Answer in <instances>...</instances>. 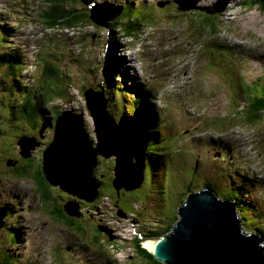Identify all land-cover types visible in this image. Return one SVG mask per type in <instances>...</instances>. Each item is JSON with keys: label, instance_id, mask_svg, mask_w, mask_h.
<instances>
[{"label": "rangeland", "instance_id": "374dc122", "mask_svg": "<svg viewBox=\"0 0 264 264\" xmlns=\"http://www.w3.org/2000/svg\"><path fill=\"white\" fill-rule=\"evenodd\" d=\"M196 1L201 2H198V6L192 10H190L188 4L183 1H177L179 4H176L175 8L178 11H182L181 14H176L174 12H170L169 14L152 12L151 16H145L144 13L149 12V10L146 9L145 3H141L137 7L134 6L129 8L130 6L126 5L128 0H112L111 2L116 5L123 7L126 5L124 12L128 14L121 15L122 18L118 19L109 33L108 29L111 25L108 27L99 26L98 29L87 23H81L76 27L68 26L65 30L54 32L51 26L37 19L36 24L40 27V32L38 33L37 29L30 30L29 26L32 19L29 14L25 13L24 9L21 10L20 8L11 9V14H15L6 17L10 22H6L3 18H0L3 19L2 24L0 23V33L6 35L5 31L7 30V34H12L11 31H8L9 27L7 23H13L15 26L22 29L25 36H15L13 34L16 40L15 46L25 49L26 51L24 52L27 57L35 59L34 61L36 64L40 62L38 59L42 56L47 60H55L52 54L56 55V53L59 52L61 82H68L71 86V91L67 92L68 98L65 99L53 100L50 97H44L38 101L42 107L46 105L51 108H58L63 111V114L76 111L73 112V114H81L84 117L86 128L84 124L83 127L87 129L86 131L88 134L86 133V136H83L84 133H80L81 135L77 140L80 141L81 146H86L85 151L88 148V155L86 156H88L90 160L89 167L93 169L95 174L100 175L101 181V187L99 189L100 194L93 201L84 200L70 191L68 192L63 189L61 185H53L51 183H48L47 186V191H49L50 195L47 203L41 198L40 186L30 197V193L34 191V184L37 181L33 178L28 179L20 177L22 174L15 173L14 169L15 166H17V168L29 171L31 169L34 170V165H36L37 169L35 171L42 174L40 177L43 179L39 182H48L44 167L46 159H48L47 150L51 149L54 151L53 153L57 154V147H52L55 142L54 139H56V116L52 122L48 117L54 114L47 111L38 117L29 115V118H27L25 115L23 118L12 122L10 125H3L4 119H8L10 112H6L4 115L0 110V190H2L3 194V196L0 197V206H2L0 207V232H5L6 234V239L5 237L0 238V258H2L5 253H13L16 258V264H29L27 263L29 259H37L38 262L41 261V264H54L56 261L55 258H58L59 261L61 259L65 264H108V262H112L113 264H150L145 258L142 259L136 254L138 252L135 250L136 240L134 242V239L141 233L137 244H141L144 249L150 251L149 249L151 248L144 244V238L155 235V232L159 230L164 231L167 225L173 221L175 215H177L176 217L178 220L180 218L179 206L181 203L183 204L188 197L183 196L188 190H185V182H181V185L177 188H174L173 184L170 182L168 190L165 191V181L168 177L165 175L164 167L169 168L170 164H165V161H162V164H158V160H155L154 162L159 166L156 171L153 170L154 168L151 166L150 173L153 179L152 183L147 169L146 179L145 182H143L144 184H142L143 186L127 189L123 186H115L113 183V171L111 170L114 168V173L118 171V166H116L117 160L115 161L116 167H114V159H116V156L106 158L104 154L100 152L93 153L91 151V146L97 147L100 143V137L97 136L95 131V123L86 105V97L84 96L83 89L86 86H91L90 88L100 90V87L99 89L97 87L102 81L103 75L102 66L104 64V51H102V45L107 42L116 44L118 48L123 47L122 50L124 46H126L127 51L121 54V58L124 60L126 59V61L122 60L123 69L127 71L130 70L129 75L133 73L134 76L139 75L145 64H151L153 70L156 68L174 70L172 65L173 61H170V58L174 56L182 57L180 62L181 65H184L183 70L187 67L186 65L188 62L189 64L191 62L195 63L196 61L193 54L186 49L185 44L190 43V41H192L191 38L198 37L202 41L201 45L205 47L207 53H209L207 44L210 48L214 47L218 49V44H227L237 37H240L239 39L241 42L246 43V45L241 44V47L234 51L236 55L239 53L237 57L240 59L245 58L244 62L238 64L243 66V72L235 75L237 81L235 83L238 87L237 97L242 101V103L235 106V109L237 107V115L234 113L235 109H232L234 106L230 104L232 103L231 99L229 100L228 97L222 99L223 95H227V92L220 91L215 96L216 100L214 105L213 97L203 95L197 99L195 98L186 110L197 117L199 122L196 123L191 121L189 124L184 125H181L180 118H176L177 109H179V104H175V102L177 103V99H162L163 103L167 101L166 107L172 113L173 110H175L176 114H174L175 117L170 118L169 112L164 114L161 113L159 117L164 123L159 122V124L161 129L164 128L169 136L174 137L175 150L173 152H181L180 155L182 157L180 163L183 166L182 161H184L186 168L190 165V157L188 158L186 156L185 158L183 153L186 152L187 148H191V145H201V142H204L200 137H196V140L192 139L196 134H192L190 131L196 126L201 127L202 125H207L204 127L205 130L200 131L202 134L221 130L217 136H211L210 140L213 139L219 142L214 145L212 144V146H215L216 153L220 152L222 155L224 147H228V150L225 151H228L227 153L230 156L236 157L238 162L232 161L233 163L227 165L226 168L223 166L220 167L224 171L220 175L223 179H221L216 172H211L213 174L211 175L212 177L206 174L205 184L211 185L220 193L225 189L223 194L224 192L230 191L228 194L234 195L237 193L234 187L239 182L241 183L243 179V183L240 185L245 187V193L239 191L237 194L245 197L247 203L244 205L249 208V213L246 214L243 208H239L240 211L238 212L244 214L246 217L255 218V221H245L246 224H243V219H241L244 231L246 233H251L249 229H254L252 231L255 233L256 230L258 231V226L264 229V202L262 201L263 205L256 203L258 199L264 198V182H262V179H264V160L261 158V155H264V111H262V109H264V102L258 105L256 102L254 103L255 107L260 108L259 111L261 112L259 116L250 118V115L248 113H243L244 110H242L245 109V106H247V110L250 103L257 100V95L264 97V6L256 5L249 9L245 6L238 5L239 3H235L234 0H223L224 2L220 4L221 9H225L223 7L225 2L229 3L228 7L224 10L225 14L207 16L205 12L201 10L202 8L200 6L204 4L206 6L215 4L217 7L213 9L216 10L220 8V0L219 2L217 0H193L189 2V4L194 5ZM42 4L43 3L40 5ZM149 4H151V2H149ZM40 5L39 8L42 9ZM113 10L116 12L115 8H113ZM194 11L196 14L193 13ZM221 11L223 12V10ZM169 16L172 18L167 19ZM40 17L43 19V14H41ZM127 24H131L132 27L126 28ZM174 24L175 30L180 29L182 32L172 35L173 30H170ZM215 24L217 26L212 27ZM202 26L213 30L215 29V32H208L203 36L202 33L197 32L206 31L201 29ZM41 32L43 33L42 35ZM128 37H132V40L136 39L139 42L135 44L136 46L133 45L134 49L131 48V43L129 42L131 38L129 40L126 39ZM38 38L41 46L35 49ZM211 42L213 45H210ZM247 43H251L252 47ZM51 47L54 49L53 51L50 50ZM60 47H63V49L60 50ZM0 49L2 48L0 47ZM68 50L70 54H73L75 60L67 57ZM42 52H45V54L42 55ZM137 52L145 57V61L137 59L138 57H142L141 54L137 55ZM35 56L37 57L35 58ZM188 56H192L193 60L189 61L191 58ZM132 58L134 59L133 67L130 65L132 63L130 62ZM156 58H159L161 62L156 61ZM160 63H165L166 66L158 67L157 64ZM0 67L4 71L7 66ZM121 67L118 69H121ZM187 68H190V66ZM132 69L133 71H131ZM47 70L48 69H46L45 72H47ZM232 76V73H228L225 77L230 78ZM114 77L113 75V78ZM191 77L192 75L187 81H190ZM217 77L218 80H223V78L219 79L220 76ZM133 78L134 77L129 81V86L134 84ZM17 79L22 81L21 78L17 77ZM122 79L123 78H120V81ZM118 82L119 80H116V83H114L113 86L109 85L110 88L107 87L106 90H108V108L111 115L114 117L117 124H121L120 117L122 115V110L129 115H133V107H128L129 104L127 103L125 95L120 96L118 94ZM152 82L153 79L151 76L150 83ZM153 83L157 85L156 82ZM122 84L127 86L125 83ZM146 87L148 86L146 85L145 88ZM232 87H234V83H232ZM155 89L156 87L152 88L151 92ZM157 89L159 90V88ZM99 94L98 92V95ZM153 94L155 95V93ZM230 97H235V94H230ZM47 102L49 103L47 104ZM111 105L113 107H111ZM228 105H231V108H229ZM166 114L168 116L167 120H165ZM135 117L136 116H133V119L136 121L138 118L136 119ZM216 118H219L218 120L221 121L219 124L216 123ZM39 119H44V128L41 130L43 136L40 137L35 133L37 130L35 131V129L32 128ZM212 123L218 126H211ZM134 124H136V122H134ZM220 124H222V126H219ZM51 125H53L52 128ZM232 125H236L235 130L229 127ZM4 126L6 127L5 129ZM23 126L24 128L22 130L21 127ZM139 128L140 131L142 130L143 136L144 130L140 123ZM12 130L17 131L21 135L32 133V135H29L27 138L35 139L33 142L37 144L30 150L31 155L29 157L23 156L21 146L10 136ZM159 139H162L161 135H159ZM160 140L158 141L157 139V142H155L157 143L156 147L160 144ZM191 140L192 143L190 142ZM258 142H260L259 145L263 153L259 151L250 153L249 148L251 146H256ZM145 143L146 146H148V142L146 141ZM76 145L80 144L77 143ZM50 146L51 148H49ZM201 147L202 145L197 148L203 150L204 148ZM62 148L65 149V146H62ZM115 150L116 148L114 147L112 151L115 152ZM209 153L210 152H208V155H210ZM202 154L204 155V162L207 161L208 156L204 153ZM66 155L68 156L69 154L66 153ZM211 155L213 156V154ZM243 155H246L247 159L243 160L241 157ZM153 156L155 155L151 154L152 158ZM49 157L51 160L50 155ZM223 157L225 162V156L223 155ZM163 158L164 157L160 159ZM97 160L99 161L98 164H96ZM186 160H188V162H186ZM193 162L194 160L192 164ZM199 162L200 161H198V163ZM134 163L136 166L139 162L134 158L133 166ZM199 164L202 165L201 162ZM109 168H111L110 171ZM121 171L129 172L125 169ZM176 172L177 170H170L168 175L170 177L174 176ZM242 173H246V175ZM255 177H258V179L260 178L261 181L254 180ZM39 182L37 183L39 184ZM195 182L196 189L204 185L197 181V177L195 178ZM150 183L153 189H145ZM174 184L177 186L179 183L174 181ZM164 191L166 192V197L165 200H162ZM119 200L122 202L124 201V205L127 206V210L130 211L125 217L118 214V212L122 213V211L126 210V208H121L123 206L119 205ZM73 201L75 205V215L69 212ZM160 204H162V212L160 211ZM242 205L241 203V206ZM22 206H24L25 209H22ZM29 207L35 208L36 210H29ZM61 209H63L67 219H77L86 227L87 234L82 236L84 239L81 238L82 241L86 240V243L81 242L79 237L73 233L75 230L70 228L69 225H65L61 220V222L58 220H55L56 222L54 221V218L57 219L54 216L56 210L59 211ZM21 220L24 221V224ZM54 222L56 225H54ZM176 225L175 222L173 227L175 228ZM97 226L100 227V231L96 238H101L100 240H102L99 244L92 242L95 233L93 231L94 234H92L91 230ZM20 227L24 229L22 231V233L25 234L24 236L22 234L20 236L19 234L18 228ZM174 228H169L171 229L170 232H172ZM169 233H167V235ZM257 234L260 235V233ZM262 235L263 234H261V236ZM18 237H21L22 241H20ZM35 237L38 239H35ZM262 239L264 240L263 236ZM34 253H43L44 255L40 257ZM105 260L107 262H105Z\"/></svg>", "mask_w": 264, "mask_h": 264}, {"label": "water", "instance_id": "95a60500", "mask_svg": "<svg viewBox=\"0 0 264 264\" xmlns=\"http://www.w3.org/2000/svg\"><path fill=\"white\" fill-rule=\"evenodd\" d=\"M82 2L89 5L93 21L100 26H109V21L121 14L120 11L114 12L108 3L94 4L93 0ZM222 2L220 0L219 5ZM207 10L209 13L217 12ZM85 97L95 123V131L100 137V143L97 147L91 146V151L100 152L106 158L116 156L118 171L113 181L115 186L127 189L141 186L144 181L147 146L139 124H134L135 120L125 115L120 120L121 124H117L107 108L108 100L102 91L90 88L85 92ZM73 112L75 111L62 113L59 118L56 139L51 145L57 147V154L51 149L47 150L48 159L45 158L44 171L48 183L59 184L68 192L93 201L100 194L101 183L89 167L90 160L86 156L88 148L85 151L86 146H81L77 140L80 133H84L83 136L88 134L83 127L82 115ZM34 140L27 137L21 139L23 156L31 155L30 150L37 144ZM77 143L80 145H76ZM114 147L115 152L112 151ZM134 158L139 162L136 166L135 163L132 165ZM98 162L97 160L96 164ZM122 169L129 172H123ZM81 176L85 179V185L75 180ZM235 207V203L219 198L213 190L193 193L181 205L180 218L174 230L166 236L154 238L153 247L149 250L166 264H264L262 242L254 232L251 234L244 231ZM69 212L75 213L74 201ZM122 213L119 212L120 215Z\"/></svg>", "mask_w": 264, "mask_h": 264}, {"label": "trees", "instance_id": "16d2710c", "mask_svg": "<svg viewBox=\"0 0 264 264\" xmlns=\"http://www.w3.org/2000/svg\"><path fill=\"white\" fill-rule=\"evenodd\" d=\"M256 5H262L264 6V1L263 0H245L242 2V6H245L249 9H251L252 7H255ZM129 8H132V7H129ZM205 15L209 16L207 13H205ZM142 16V15H141ZM204 16V15H203ZM119 18L115 19L112 23H111V30L113 29L114 25L116 24V22L118 21ZM49 21L52 25H55V24H59V25H65V26H69V27H76V26H79V24L81 23H84V24H89L93 27H96L99 29V26L97 23H95V21H93L92 17H91V10L89 8L88 5H86L85 3L82 2V0H52V8L50 10V14H49ZM216 25V24H215ZM217 26V25H216ZM131 24H127L126 25V28H131ZM101 28V27H100ZM136 30V28H135ZM115 44H110V42H107V43H103L102 45V51L106 52L108 50V53H107V56H106V59L104 58V64H106V60H107V68H106V65L104 67V73L102 75V81L100 82V89H101V85L104 86V93H105V90L107 87L110 88L109 85L113 86V72L112 70H115L117 69V66H116V59L114 56H116L114 53H112V51L110 50V46H112L113 50H115V47H114ZM114 54L113 56V61L111 60V57L112 55ZM103 68V66H102ZM48 74L51 78H54V80L57 78V75H58V70L57 68H53V67H50L49 70H48ZM107 78L108 82L105 81V79ZM45 83V86H48L49 85V82L48 81H44ZM44 86V87H45ZM91 87V86H90ZM88 88V86L84 87L83 91H86ZM53 91L54 94L52 95V98L53 100L56 99L57 97L58 98H61V99H65V98H68L66 96H64L63 92H60V91ZM250 91V89H249ZM107 92L108 90L106 91V96L108 98V95H107ZM251 92V91H250ZM139 95H140V92H139ZM254 95V94H253ZM84 96H85V93H84ZM255 96V95H254ZM140 96L138 97V100L136 101L135 105H134V112H133V116H136L141 125L143 126V132H144V138L145 140L148 142V146H147V150H146V156H147V159H146V169L144 171V181L146 179V170L148 169V174H149V177H150V180H151V183H152V175H151V166H153V170H158V164H160L158 158L156 155H159V151H158V148L161 147L162 143L160 142V146L158 145L157 148H156V143L157 140H156V132L155 130H153L154 128V123H153V119H152V116L147 113L146 111V108H145V104H144V98H140ZM252 99V97H251ZM239 102V101H238ZM258 105L259 103H262L264 102V97L263 96H258L257 95V100L254 102L252 101V103H250V105L248 106V109L246 110L247 106H245V109H242L244 110L243 113H248L250 116V118L254 117V116H259V113L261 111H259L260 108H257L255 107V103ZM0 107L1 109L5 112H7V109H5V105L4 103L2 102V99H1V96H0ZM262 111H264V109H262ZM49 112H51L52 114H54L56 116V119L58 121V116L61 114V111L60 109L58 108H51L49 110ZM21 114L24 116L26 115L27 118H29L28 116H39V114L36 112V110L31 107V106H28L27 108H25V104L22 105V111H21ZM238 113H236L237 115ZM241 114V113H240ZM219 118H216V123L219 124V121L218 120ZM82 122L84 124V127L86 128V125H85V119L83 117L82 119ZM3 125L5 124H11V122L8 120V122H3L2 123ZM218 126V125H214L213 123L211 124V126ZM219 126H222V124H220ZM6 127L4 126V129ZM87 130V129H86ZM10 136L16 141V143L19 145V142L20 140L22 139V137H24V134L21 135L19 134L17 131L15 130H12V133L10 134ZM18 140V141H17ZM159 141V140H158ZM20 146V145H19ZM152 146H155V147H152ZM151 154L155 155L153 156V158L151 157ZM162 156H163V153H162ZM155 160H158L157 162H159L158 164H156L154 161ZM200 163V162H199ZM199 163L195 164L193 170H192V175L194 176V181H186L185 183L187 184V186H185V190H188L186 193H184V197L185 195L188 193V192H192V191H195L196 190V182H195V178L197 177V181L201 184H204V186L208 187V188H211L215 191V193L217 194L218 197L222 198V199H225V200H228L232 203H237L239 206L241 205V203L243 204L241 207L243 208V210L246 211V214L249 213V208L246 207L244 204L247 203L246 200H245V197H242V196H239L237 193L239 191L241 192H244V189L245 187L243 185H240V183H238L235 187H234V190L237 192L236 194H228L230 191H227V192H224L223 194V191H225V189H223V191L218 192L217 190H215L211 185H207L205 184L206 182V178H202L201 177L203 176L202 175V168H203V165H200ZM112 164V162H111ZM112 166V165H111ZM114 167H115V159H114ZM200 167V170H198L197 168ZM37 169V166L34 165V171L31 170V173L30 172H27V170L25 169H21V168H17V166H15V173H18V174H22L21 176H26L28 179H34L35 181L39 182L40 180L42 181L43 179H41L40 176H42V174L38 173L37 171H35ZM111 170V168H109ZM206 170V169H205ZM211 171H207V174L209 176L213 175L211 172H216V174L220 175L224 172L223 169L221 168H216V167H212L210 169ZM113 171V178H115V173H114V168L111 170ZM27 172V173H26ZM26 173V174H25ZM100 177V175L98 176ZM212 177V176H211ZM40 178V179H39ZM222 179V177H220ZM258 181L257 178H254ZM200 180V181H199ZM35 183V189L36 191L39 189L38 187L40 186V189H41V194H42V200L45 201V203H47V201L49 200V191H47V186H48V182L45 183L43 181V183ZM148 184L147 185V188L145 189H153L152 188V185ZM199 186V185H197ZM35 192H33L34 194ZM163 196V195H162ZM242 197V198H241ZM228 198V199H227ZM123 200V199H121ZM121 200H119V205L125 207L126 209L128 208L127 206L124 205V201L122 202ZM235 201V202H234ZM136 203V202H135ZM235 203V204H236ZM123 207H121L123 209ZM237 211H240L238 206L236 207ZM55 211V210H53ZM56 214H54V216L57 218L58 221H62L65 223V225H69L70 228L74 229L75 232V235L79 237V239L81 240L84 239L82 236L83 235H86L87 234V231H86V227L83 226V224H81L82 222H80L79 220L77 219H67L65 217V213L63 212V209L61 210H56L55 212ZM177 215L174 216L173 218V221L170 222L168 225H167V228H165L164 231H157L155 232V235H164L165 233H169L171 231V229L169 228H174L173 226L175 225V222L177 224L178 222V218L176 217ZM239 218L240 219H243V224H246L245 221L247 222H250V221H255V218H250L249 216L246 217L244 216V214L242 213H239ZM172 219V218H171ZM60 221V222H61ZM174 224V225H172ZM98 227V226H97ZM96 227V228H97ZM259 227V226H258ZM96 228H92L91 232L92 234H94L93 236V243H97L99 244L102 240H100L101 238H96L98 234V232L100 231V227H98L97 229ZM258 229V228H257ZM251 230V233L253 232L252 230L254 229H249V231ZM94 231V233H93ZM97 232V234H96ZM255 233H260V237L264 238V234L261 236V231H257ZM96 235V236H95ZM105 240V239H103ZM139 241V237L137 236L136 237V246H135V250H137L138 253H136L140 258L142 259H146L148 262H150V264H165L163 262H161L160 260H158L153 254L152 252L150 251H147L146 249H144V247H142L141 244H137V242ZM81 242L83 243H86L87 241L86 240H81ZM38 256H41L42 253H34ZM60 254V253H59ZM56 261L54 264H65L61 259L60 261L58 260V258H55ZM16 258L14 257L13 253H5L3 255V257L1 258L0 260V264H16ZM105 262H107L105 260ZM108 264H113L112 262H108Z\"/></svg>", "mask_w": 264, "mask_h": 264}, {"label": "bare ground", "instance_id": "6f19581e", "mask_svg": "<svg viewBox=\"0 0 264 264\" xmlns=\"http://www.w3.org/2000/svg\"><path fill=\"white\" fill-rule=\"evenodd\" d=\"M14 1V0H13ZM193 0H186V1H184V3H186V4H188L189 5V8L190 9H193V8H195V7H197L198 6V2H201V1H196L195 3H194V5H191V4H189V2H192ZM202 9L201 10H206V5L204 4V5H202V6H200ZM221 10H223V12H224V10L225 9H220L219 11H221ZM0 18H3L6 22H10L7 18H6V16L4 15V14H0ZM7 25H8V27L9 28H13V29H15V25L13 24V23H7ZM123 51V50H122ZM133 61H134V59L132 58L131 59V61L130 62H132L130 65L133 67ZM114 79V78H113ZM126 90H128V88L126 89ZM97 91H99V90H97ZM118 91V90H117ZM100 93V92H99ZM98 94V93H97ZM126 98H128V96H125ZM107 99V98H106ZM126 103V102H125ZM130 106V105H129ZM128 106V107H129ZM111 107H113L112 105H111ZM157 115L158 116H160V113L158 112L157 113ZM15 118H17V117H15ZM171 118V117H170ZM173 118V117H172ZM18 119H19V117H18ZM44 120V119H43ZM59 120V119H58ZM175 122V121H174ZM57 123H58V121H57ZM142 126V125H141ZM143 127V126H142ZM23 128H24V126L23 127H21V129L23 130ZM41 135H42V133H41ZM43 136V135H42ZM142 138H143V136H142ZM242 158H243V160H245V159H247V156L246 155H243V156H241ZM254 163V162H253ZM117 164V163H116ZM116 166H118V164L116 165ZM115 166V167H116ZM255 178H257L258 179V177H255ZM76 180V182H78L79 184H81L82 182L84 183V185H85V179L83 178V176H81V177H79L78 179H75ZM254 180H256V179H254ZM122 181V180H121ZM258 181H261L260 180V178L258 179ZM101 182V181H100ZM80 188H81V186H79ZM86 189V188H85ZM1 196H3V194H2V190H0V197ZM13 198V197H12ZM228 199V198H227ZM264 202V198L263 199H258V201L256 202V203H259L260 205H263V202ZM11 202V201H10ZM235 202V201H234ZM236 203V202H235ZM238 206V208H242L241 207V205L239 206L237 203H236V207ZM66 207V206H65ZM22 209H25L24 208V206H22ZM263 209V208H262ZM26 211V210H25ZM134 212V211H133ZM38 215V214H37ZM124 215V216H123ZM122 216L123 217H125L126 215H125V213H122ZM35 218H37V217H35ZM21 222L24 224V221L23 220H21ZM121 227V226H120ZM24 229L22 228V227H20V228H18V231H19V234H20V236H21V234L24 236L25 234H23L22 233V231H23ZM258 231H262L261 232V234L263 233L264 234V229L263 228H261V227H258ZM2 237H5V239H6V234H5V232L3 233V232H0V238H2ZM18 238H20V241H22V239H21V237H18ZM35 239H38V238H36L35 237ZM135 240L136 239H134V242H135ZM263 240V239H262ZM32 244V243H31ZM144 244L145 245H147V247H149V248H152L153 247V240L152 239H147V238H145L144 239ZM34 248V247H33ZM0 249H1V246H0ZM38 250V249H37Z\"/></svg>", "mask_w": 264, "mask_h": 264}, {"label": "clouds", "instance_id": "9594fccd", "mask_svg": "<svg viewBox=\"0 0 264 264\" xmlns=\"http://www.w3.org/2000/svg\"><path fill=\"white\" fill-rule=\"evenodd\" d=\"M112 60V59H111ZM112 72H115L114 70H112ZM113 84H114V82H113ZM138 94V93H137ZM139 97V96H138ZM44 107V106H43ZM40 104H38V106L37 107H35V110H36V112L39 114V115H41V114H44V113H46L47 111H49V110H45L44 108H43ZM148 107V106H147ZM110 112V111H109ZM148 112V111H147ZM111 113V112H110ZM62 116V113L58 116V118H60ZM36 117H38L37 115H36ZM39 122H40V124H39V126L41 127L40 129H39V132L41 133V130L44 128V123H43V119H39ZM154 130V129H153ZM24 137H29V135H24ZM24 137H22V138H24ZM157 140V139H156ZM157 144V143H156ZM19 145L21 146V144H20V142H19ZM157 148V147H156ZM146 150H147V147H146ZM32 193V192H31ZM32 195H33V193H32ZM0 207H2V206H0ZM167 235V233H165L163 236H166ZM163 236H161V237H163ZM156 237H157V235H156ZM42 255H44L43 253H42ZM41 255V256H42ZM40 256V257H41ZM3 257V256H2ZM0 260H1V258H0ZM24 260H25V258H24ZM59 260V259H58ZM162 262V261H161ZM27 263H29V264H41V261L40 262H38V260L37 259H34V260H31V259H29V261L27 262ZM164 263V262H163ZM166 264V263H165Z\"/></svg>", "mask_w": 264, "mask_h": 264}, {"label": "flooded vegetation", "instance_id": "af4514ba", "mask_svg": "<svg viewBox=\"0 0 264 264\" xmlns=\"http://www.w3.org/2000/svg\"><path fill=\"white\" fill-rule=\"evenodd\" d=\"M24 116H25V115H24ZM24 116L22 115L21 118H23ZM48 118H50V119L52 120V122H53V120L55 119V115H53V116H51V117H48ZM39 124H40V123H35V125H33L32 128H34L35 131L37 130L35 133H36L37 135H39V137H40V136H42V135H41V133L39 132V129L41 128V127L39 126ZM52 126H53V125H51V128H52ZM27 135H32V133H29V134H27ZM32 156H33V155H32ZM11 163H13V162H11ZM31 170H32V169H31ZM31 170H29V171L27 170V172H30V173H31ZM32 171H34V170H32ZM109 171H110V169H109ZM27 172H26V173H27ZM26 173H25V174H26ZM20 177L27 178L26 176H20ZM35 191H36V189H35V187H34V191H32V193L35 192ZM123 208H125V207H123ZM30 209H34V210H36L35 208H29V210H30ZM122 212L125 213L126 216L130 213V211H128L127 209H126L125 211H122ZM55 220H57V219L54 218V221H55ZM55 222H56V221H55ZM55 222H54V225H56Z\"/></svg>", "mask_w": 264, "mask_h": 264}]
</instances>
